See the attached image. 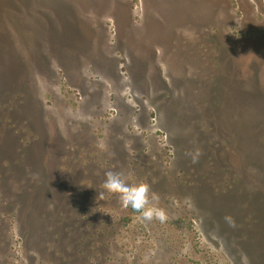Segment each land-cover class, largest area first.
I'll return each instance as SVG.
<instances>
[{"label":"rangeland","instance_id":"374dc122","mask_svg":"<svg viewBox=\"0 0 264 264\" xmlns=\"http://www.w3.org/2000/svg\"><path fill=\"white\" fill-rule=\"evenodd\" d=\"M0 264H264V0H0Z\"/></svg>","mask_w":264,"mask_h":264},{"label":"clouds","instance_id":"9594fccd","mask_svg":"<svg viewBox=\"0 0 264 264\" xmlns=\"http://www.w3.org/2000/svg\"><path fill=\"white\" fill-rule=\"evenodd\" d=\"M103 187L108 193L116 194L122 206L141 213L143 220L165 221V210L156 205L159 197L150 192L146 183L133 181L120 171H107Z\"/></svg>","mask_w":264,"mask_h":264}]
</instances>
